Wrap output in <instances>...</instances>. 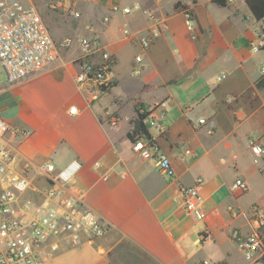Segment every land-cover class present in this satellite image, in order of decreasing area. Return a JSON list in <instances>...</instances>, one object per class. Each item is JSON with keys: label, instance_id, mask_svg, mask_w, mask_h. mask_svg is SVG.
<instances>
[{"label": "crops", "instance_id": "1", "mask_svg": "<svg viewBox=\"0 0 264 264\" xmlns=\"http://www.w3.org/2000/svg\"><path fill=\"white\" fill-rule=\"evenodd\" d=\"M119 1L112 0L111 5ZM144 1L120 2L121 6L150 8L164 21L161 35L143 53L146 77L136 83V95L130 92L134 81L127 73L131 64L128 49L135 45L124 40L121 29L142 33L145 20L137 11L128 16L111 14V5L106 8L95 0L75 12L86 24L82 33H98L113 57L110 88L80 89L75 81L79 66L60 58L0 90V116L10 126L5 141L15 151L16 171L21 172L26 163L37 165L47 160L63 169L78 160L81 166L71 190L111 225L104 237L77 247H62L42 264H238L242 257L229 233L233 228L247 232L251 228L248 210L259 204L245 199L251 178L257 173L264 175V155L254 164L249 148L251 140L264 147V90H257L255 81L244 90H229L220 83L230 71L208 76L207 69L211 57L232 59L242 67L244 51L251 42L247 37L256 36L252 29L255 26L259 32L262 22L253 19L241 0V12L228 2L226 7L199 3L192 9L195 26L189 31L183 13L173 9L176 2L188 6L189 0H166L157 6ZM105 16L115 20L104 24ZM48 29L54 41L77 30L66 24L61 29ZM169 42L176 44L178 53L173 55L180 57L169 58ZM221 75L224 78L217 81ZM182 79L186 80L182 91H193L179 103L166 86ZM136 101L148 111H158L156 119L162 118V134L153 125H145L159 151L170 160L175 171L172 179L158 172L152 160L133 152L126 138ZM167 104L172 106L167 109ZM70 107H76L77 114H69ZM125 107L128 110L124 113ZM195 112L201 115L197 121L190 117ZM111 114L119 119L116 126L109 123ZM201 119L214 121L212 134L198 123ZM22 130L31 133L21 136ZM198 178L203 180L197 193L207 213L204 220L195 219L181 206L180 188L192 186ZM236 178L248 186L243 195L230 192ZM31 182L36 191L28 192L26 198L40 202L47 186L45 179L34 177ZM230 207L240 210L238 218L227 214ZM204 231L213 239L200 245L198 238Z\"/></svg>", "mask_w": 264, "mask_h": 264}, {"label": "built area", "instance_id": "2", "mask_svg": "<svg viewBox=\"0 0 264 264\" xmlns=\"http://www.w3.org/2000/svg\"><path fill=\"white\" fill-rule=\"evenodd\" d=\"M164 1L150 0L154 6ZM227 2L232 3L233 0ZM135 11L140 12L145 20L144 32H132L125 27L121 29V34L124 40L135 43L144 53L161 35L164 21L150 8H141L139 4L121 6L113 3L109 9L111 14L122 16ZM64 12L74 18L80 16L69 6L64 8ZM183 15L187 29L192 31L190 12L186 11ZM102 22L108 24L110 17H103ZM261 22L262 28L248 47L252 52L264 55V19ZM74 44L81 51L79 60L82 61L75 76L78 87L97 90L111 87L110 73L114 60L98 33L81 35L75 40L64 37L54 41L33 5H24L21 0H0V67L6 75L5 84L18 83L42 71L53 64L62 51L72 48ZM143 69V56L138 54L134 58L132 74L140 75ZM261 73L264 75V66ZM223 78L221 75L216 80ZM68 112L75 115L77 108L70 107ZM118 122L117 116L110 115L111 126H116ZM198 123L207 126L208 134L213 133L215 124L212 119H201ZM151 125L161 134L165 131L162 118L151 117ZM9 130L8 122L0 116V264H42L53 258L62 247H77L104 237L111 225L89 208L82 196L71 190L80 162L72 160L63 169H57L51 160L37 165L26 163L18 172L15 169V151L5 141ZM30 133V130L20 131L21 136ZM249 148L254 164L259 163L264 155L263 145L251 140ZM132 150L142 159L152 160L158 172L166 178L175 177L170 160L159 151L153 140L140 138L132 143ZM34 177L44 178L47 185L41 193L40 202L26 198L28 192L36 191L31 182ZM202 183L203 180L198 178L192 186L180 188L181 206L197 220L207 217L197 193ZM247 190L248 186L241 178H236L230 185L232 194L243 195ZM248 212L251 228L247 232L233 228L229 239L237 246L247 264H264V212L256 204L251 205ZM227 214L235 219L240 216V210L230 207ZM198 239L200 245H207L213 236L204 231ZM197 264L212 263L200 261Z\"/></svg>", "mask_w": 264, "mask_h": 264}, {"label": "rangeland", "instance_id": "3", "mask_svg": "<svg viewBox=\"0 0 264 264\" xmlns=\"http://www.w3.org/2000/svg\"><path fill=\"white\" fill-rule=\"evenodd\" d=\"M21 1L24 5H33L37 9L40 15V18L47 30H49L48 26H51V27L56 26V27H59V29H61L63 25L65 24L67 26L70 25L71 27H73V29H77L73 33H64L63 36L60 37L59 39L61 40L64 37H69L72 40H75L77 37L81 35H85L82 33V30H86V24L81 17L74 18L70 15V13H65L64 8L69 6L72 11L80 12L82 8H86L88 4H92V1L94 0H21ZM95 1H97L98 3H102L106 8H108L112 3V0H95ZM123 1L132 2L133 0H120L118 3L120 4V2H123ZM144 2H146V4L151 3L150 0H145ZM199 3H204L205 5L206 3L213 4L212 0H189L188 9L190 12L191 20L193 19L192 9L193 7L196 6V4H199ZM59 4H61V6ZM228 5L229 7H234L236 9L238 8V12H241L239 8L242 9V7H240L242 4L240 3L239 0H234L232 4L229 3ZM214 9L217 12L218 16L222 14L220 10L216 9V7ZM114 20L115 18L113 17L110 23H112V21ZM222 23L225 24L224 22ZM190 26L194 28L195 23L191 21ZM260 28H262V25L260 26ZM252 31L255 32V34L259 33L258 31H256L255 26L253 27ZM229 33L230 35L234 34L231 31H229ZM247 38L251 41H254L256 39V36L252 35ZM132 45H135V46L131 47V49L130 48L128 49V58L130 59L131 64L127 68V73L130 76L132 82L134 81L133 88L132 90H130V92L131 94L136 95L138 93V90L136 89V83L141 82L146 76L144 74V70L140 75L132 74L133 61H134L133 59L135 58L136 55L142 54L143 64H144L143 52L139 50L140 48L135 43H133ZM202 46H204V43L202 44ZM167 49L171 55L169 58L180 57V55L178 56L173 55L174 52L178 53V47L176 46L174 42H169L167 45ZM80 55H81V51L74 44L72 48L62 51L58 59L60 58L66 59L67 61H70L72 65H76L80 67V65L82 64V61L79 60ZM244 57L245 58H244L242 67L240 65H237V63L232 59H229V61L228 60L222 61L220 59L217 60L211 57L212 62L211 63L209 62V67L207 69L209 72L208 76L210 75L214 76L218 74L219 71L228 70L231 73L229 74L227 79H224L220 83V85L225 86L227 89L234 90V91L235 90L240 91V90L246 89L249 83L256 81L260 76H263V74L261 73V68L262 66H264V55L261 53H254L249 48H247L244 51ZM5 81H6L5 72L2 69V67H0V90L10 88V86L5 84ZM185 81H186L185 79L176 80L175 84L166 86V88L169 90L168 93H171L172 96L179 103L189 98L192 93L191 91H193V89L187 92L182 91L183 89L182 85L183 83H185ZM155 95L156 94H154V96ZM262 95L264 96V91H262ZM169 106H172V105L167 104L166 108L168 109ZM126 107L123 109L124 113L125 111L128 110ZM111 115H114V114H111ZM158 116H159L158 111L154 110L151 116L145 120V124L147 125V127L150 128L152 126L151 117L157 118ZM199 116L201 115L195 112L190 117H192L193 121L194 119H196L197 121V118ZM169 117H170V114H169ZM262 121L264 125V117ZM221 122L224 123V117H222ZM245 200L246 202H251L253 200L257 201V204L259 203L258 205L264 209V175L257 173L251 178L249 194ZM241 258L242 257L238 258V264H247L246 261L243 258L242 259Z\"/></svg>", "mask_w": 264, "mask_h": 264}, {"label": "trees", "instance_id": "4", "mask_svg": "<svg viewBox=\"0 0 264 264\" xmlns=\"http://www.w3.org/2000/svg\"><path fill=\"white\" fill-rule=\"evenodd\" d=\"M246 8L248 9L249 13L253 17L255 21H261L264 19V0H241ZM212 3L220 6L226 7L227 0H212ZM174 11L177 12H186L189 11L188 6L182 4L181 2H176L173 5ZM254 87L257 90H264V76L258 78L255 83ZM107 88L103 87L102 91H105ZM153 109L148 111L140 102H134V112L135 116L133 119L130 120V129L126 134V138L131 142L134 143L138 139L142 138L147 141H152V138L146 128L145 120L150 117ZM218 264H227L226 262H220Z\"/></svg>", "mask_w": 264, "mask_h": 264}]
</instances>
